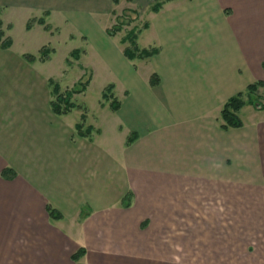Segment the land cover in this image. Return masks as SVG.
Here are the masks:
<instances>
[{
  "label": "crops",
  "instance_id": "crops-1",
  "mask_svg": "<svg viewBox=\"0 0 264 264\" xmlns=\"http://www.w3.org/2000/svg\"><path fill=\"white\" fill-rule=\"evenodd\" d=\"M160 1L144 26L157 53L136 58L149 70L130 71L123 96L113 92L116 110L99 103L109 126H94L86 112L84 136L82 110L58 115L50 106L54 51L45 61L24 55L38 57L28 48L37 28L60 33L49 22L54 11L75 25L69 39L102 36L95 18L113 1L0 0L3 11L39 7L49 26L25 24L20 47L12 39L0 47V264H76L81 248L79 264L246 259L244 241L232 251L231 222L247 219L232 216L231 197L254 190L264 207V115L242 119L245 104L242 126L222 128L220 110L264 82V0ZM262 234L254 254L264 255Z\"/></svg>",
  "mask_w": 264,
  "mask_h": 264
},
{
  "label": "rangeland",
  "instance_id": "rangeland-1",
  "mask_svg": "<svg viewBox=\"0 0 264 264\" xmlns=\"http://www.w3.org/2000/svg\"><path fill=\"white\" fill-rule=\"evenodd\" d=\"M158 1L161 2L160 0H118L117 3H114L110 13L106 11L103 12L101 17L96 16L95 18L93 16L98 24H101L103 35L91 37L89 34L87 40H83L79 36L69 39L67 36L70 33L75 34V25L70 21L65 23L61 14L55 11L49 22L51 25L55 24L60 28L59 34L51 37L49 34L40 33L39 28H37V31L35 30L32 34H29L31 35L28 46L31 51L29 52H36L42 46L54 49L51 60L48 63V68L53 78L64 89L72 88L73 86V88L78 89L79 82H85L90 79L85 91L74 94L72 99L78 105H84L94 126L106 127L110 125L108 119L104 121V114L100 110L99 103L105 104L108 102L101 97L103 89L112 83L114 85L113 92L120 99L123 96L122 91L128 85L130 71L136 69L138 75L141 76L149 70V60L144 62L136 58L130 60L123 55L122 51L126 47H131V34L137 36L135 42L138 49L152 48L148 43L151 34H148L149 32L144 30V24L148 22L149 12ZM40 16L45 15L42 9H39L37 6L13 7L4 11L0 10L1 28L14 41V49L20 47V44L23 42L25 24L30 21L29 18L34 17L31 19L32 25H34L37 23L36 19L38 18L36 17ZM41 25L45 29H48L45 24ZM9 26H13L10 31L7 29ZM116 27H120L119 30ZM104 29H108L107 35ZM56 30L58 29L56 28ZM108 31H113L115 34L108 35ZM84 34L86 35L87 33L84 32ZM8 35H4V37H8ZM76 48L83 51L77 60L70 55L71 51ZM146 58L142 57V59ZM250 100L251 103H247L240 111L241 118L244 120H248L251 115L252 117L264 115V107L258 108V103L264 105V87H260L256 94H251ZM255 104L258 106H255ZM81 110L83 111L82 108L76 106L73 108L71 114L78 116ZM247 192L245 195L246 199L243 196L238 197L237 193L234 197H231L232 216L240 213L243 215L241 217H246L247 219V221H232L231 229L236 234L239 231L241 234L243 231H246L248 236L245 238L239 237L241 239H238L234 237L236 234L232 235V251L236 249L233 248L234 244H237L238 240H241L246 243L247 252L249 253L246 254L247 257L244 260L243 255L239 259L241 253L238 255V253L232 252L231 264H239V260L241 264H255L256 261L262 264L264 262V255L254 254L255 250L252 251L254 246L262 245L260 242L263 240L262 233L264 232V207L261 204L263 200L259 198L257 193H254V190Z\"/></svg>",
  "mask_w": 264,
  "mask_h": 264
},
{
  "label": "trees",
  "instance_id": "trees-1",
  "mask_svg": "<svg viewBox=\"0 0 264 264\" xmlns=\"http://www.w3.org/2000/svg\"><path fill=\"white\" fill-rule=\"evenodd\" d=\"M113 3H117L118 0H112ZM161 5V2H156L155 5H153L152 9L154 11H157ZM33 19V18H31ZM28 21L26 23V28L29 29L32 27V22ZM36 22L39 24H45L47 28H49L48 24L45 23V19L43 17H39L36 19ZM147 23L144 24L146 26ZM1 20H0V47L2 48H8L12 44L11 38L4 37V32L1 28ZM120 27H116L117 30H119ZM109 35H114L115 33L113 31H108ZM136 38L134 34L130 35V45L131 47H126L123 50L124 56H126L128 59H134V58H142V57H150L153 54L157 53V48H151V49H138L136 46ZM54 51L53 48L47 47V46H42L39 49L38 57H36L33 54H25L24 57L28 61H34L36 58L40 59L41 61H45L49 58L50 54ZM81 50L76 48L73 49L70 53L72 57H74L76 60L79 59V55L81 54ZM90 79L86 80L85 82H79L78 89L75 88H68L65 90H61L60 85L58 82L54 80H49V87H50V106L52 110L58 114H66L70 112L73 108L76 106H79L80 108L83 109V112L81 113V119L80 122L76 124V130L77 133L80 135L88 136L90 132V127L88 126L85 131L84 129L82 130L85 120H86V108H84V105H78L73 99V95L83 92L86 89V85L88 84ZM152 84H155V80H151ZM77 86V85H76ZM259 87H264V82L263 81H256L254 83H251L247 86L245 91L238 92L236 95L231 96L222 106L220 110V118H221V124L220 126L222 128H229V127H240L242 126L243 122L239 117V111L240 109L247 103H251L250 97L251 94L257 93V90ZM104 100L109 101L110 107L113 110H116L120 102L118 99L114 96L113 94V84H108L102 91V96ZM247 97V98H246ZM254 104V103H253ZM259 105V106H258ZM255 104V106H258L259 109L263 108V104ZM132 139H129L128 141H131ZM3 175L10 174L11 176L13 175V171L10 169H6L2 172ZM48 212L50 214V217L57 219L60 217V214L55 211L53 208L48 207ZM84 253V250L81 248L79 249L74 255H73V260L78 263L79 257Z\"/></svg>",
  "mask_w": 264,
  "mask_h": 264
}]
</instances>
